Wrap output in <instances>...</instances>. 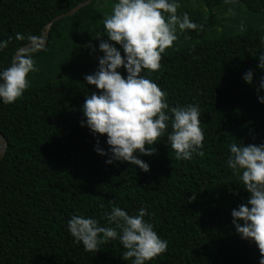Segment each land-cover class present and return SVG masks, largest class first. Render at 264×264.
Listing matches in <instances>:
<instances>
[{"label":"trees","instance_id":"16d2710c","mask_svg":"<svg viewBox=\"0 0 264 264\" xmlns=\"http://www.w3.org/2000/svg\"><path fill=\"white\" fill-rule=\"evenodd\" d=\"M85 1L0 0V41H9L0 68L39 40L56 16ZM114 2L94 0L55 22L47 44L33 53L38 70L26 77L30 86L15 102L0 103V133L8 141L0 162V264H131L118 240L86 252L67 231L74 214L108 226L112 206L130 215L143 206L145 220L167 240V250L146 264H259L256 244L231 223V210L249 193L227 157L232 143H264V104L256 92L264 75L256 67L264 50V0L189 3V19L202 30L179 32L160 68L143 74L170 107L199 105L203 146L190 160H177L166 141L169 128L151 146L155 154H139L147 172L128 162L106 164L94 150L99 139L107 151L106 134L94 136L80 124L85 96L99 91L83 78L103 54L98 43L107 38L103 20ZM249 69L252 85L242 80Z\"/></svg>","mask_w":264,"mask_h":264},{"label":"clouds","instance_id":"9594fccd","mask_svg":"<svg viewBox=\"0 0 264 264\" xmlns=\"http://www.w3.org/2000/svg\"><path fill=\"white\" fill-rule=\"evenodd\" d=\"M179 7V0H115L111 13L103 20V36L107 38L98 43L103 54L97 56L95 71L83 78L85 84L94 85L99 91L85 96L81 106L84 119L80 124L87 126L94 136L106 134L107 151L99 146V139L94 148L107 157L106 164L128 162L147 172L149 164L139 154H155L151 146L169 128L166 141L177 160H190L203 146L199 105L170 107L166 93L143 74L144 70L152 72L160 68L162 54L177 40L178 30L181 33L202 30L201 25L189 19L187 12L178 16ZM16 38L23 39L19 33ZM8 42L0 41V51ZM38 47L34 45L22 51L7 67L0 68V103L15 102L30 86L26 77L38 70L33 60ZM89 47L92 53L97 51L91 43ZM260 47L264 49V37ZM257 57L256 67L264 71V50ZM121 68L124 75L119 71ZM242 80L252 85L253 70L245 71ZM256 92L257 100L264 104V75L257 81ZM146 144L150 147L146 148ZM228 151L227 167L240 173L239 180L249 193L245 202L231 210V223L241 239L256 244L261 253L259 264H264V143H232ZM147 215L150 214L143 206L135 215L112 206L106 213L108 226H101L93 217L74 214L66 227L74 242L81 244L86 252H95L102 242L118 240L125 249L122 253L125 261L146 264L164 253L168 243L145 220Z\"/></svg>","mask_w":264,"mask_h":264},{"label":"water","instance_id":"95a60500","mask_svg":"<svg viewBox=\"0 0 264 264\" xmlns=\"http://www.w3.org/2000/svg\"><path fill=\"white\" fill-rule=\"evenodd\" d=\"M94 0H86L85 2L77 5L76 7L72 8L70 11L65 12L59 16H56L52 21H50L47 25L46 28L41 36V38L35 42H32L30 44H27L25 46H23L22 48H20L17 53L16 56L19 55L22 51H27L30 50V48L32 46H41L42 42H44L43 44L46 45L47 44V40L49 37V33L52 29V26L55 22L59 21L60 19L66 17V16H72L74 15L76 12H78L80 9H82L83 7L91 4ZM7 146H8V141L6 140V138L4 137V135H2V133H0V162L4 159L5 155H6V150H7Z\"/></svg>","mask_w":264,"mask_h":264},{"label":"rangeland","instance_id":"374dc122","mask_svg":"<svg viewBox=\"0 0 264 264\" xmlns=\"http://www.w3.org/2000/svg\"><path fill=\"white\" fill-rule=\"evenodd\" d=\"M191 1H192V0H179L180 7L177 9V15H178V16L181 15L182 13L186 12V9H187V7L191 4V3H190ZM189 3H190V4H189ZM178 33H179V30H178ZM179 41H180V40L177 38V40L173 42L172 47H170V48H166V49L169 50V49L173 48V47L176 45V43L179 42Z\"/></svg>","mask_w":264,"mask_h":264}]
</instances>
